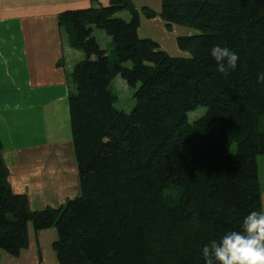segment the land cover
I'll list each match as a JSON object with an SVG mask.
<instances>
[{"label": "trees", "instance_id": "16d2710c", "mask_svg": "<svg viewBox=\"0 0 264 264\" xmlns=\"http://www.w3.org/2000/svg\"><path fill=\"white\" fill-rule=\"evenodd\" d=\"M143 9L168 27H189L177 37L188 54L142 37L133 0L59 14L85 54L69 81L82 192L59 207L32 209L12 189L0 137L3 250L18 255L31 223L57 228L61 264H205V244L241 231L244 218L262 210L264 0H162L160 11ZM123 10L129 20L118 15ZM96 29L111 37V52ZM214 45L239 55L226 76L210 55ZM117 75L135 89L130 111L117 105ZM202 107L191 122L189 113Z\"/></svg>", "mask_w": 264, "mask_h": 264}, {"label": "crops", "instance_id": "0c3cea01", "mask_svg": "<svg viewBox=\"0 0 264 264\" xmlns=\"http://www.w3.org/2000/svg\"><path fill=\"white\" fill-rule=\"evenodd\" d=\"M109 2L0 0L2 155L12 189L25 193L32 209L59 207L82 192L69 81L85 54L72 46L68 32L60 26L59 14ZM124 12L118 15L125 18ZM95 34L104 33L96 29ZM258 168L264 209V154L258 157ZM57 238L56 227L38 230L30 223L27 246L18 255L0 248V264H61L54 249Z\"/></svg>", "mask_w": 264, "mask_h": 264}, {"label": "clouds", "instance_id": "9594fccd", "mask_svg": "<svg viewBox=\"0 0 264 264\" xmlns=\"http://www.w3.org/2000/svg\"><path fill=\"white\" fill-rule=\"evenodd\" d=\"M210 55L222 75L235 70L239 55L226 46L214 45ZM264 82V72L257 76ZM205 264H264V209L251 211L243 220L241 231H229L219 241L203 246Z\"/></svg>", "mask_w": 264, "mask_h": 264}, {"label": "rangeland", "instance_id": "374dc122", "mask_svg": "<svg viewBox=\"0 0 264 264\" xmlns=\"http://www.w3.org/2000/svg\"><path fill=\"white\" fill-rule=\"evenodd\" d=\"M136 6L140 9L141 14V23L139 27L140 35H147L150 38L157 40L162 49L168 51L172 55H182L188 54L187 51L181 50L178 46L177 37L179 35H186L187 32L191 31L189 27L183 25H174L172 27H168L166 25L165 20L161 16H155L153 18H148L145 16L143 7L148 5L152 9L156 11H160L162 8V0H133ZM142 8V11H141ZM126 19L129 20L131 18L130 12L125 10ZM128 13V14H127ZM193 30V29H192ZM103 35L98 37V40L102 47L110 49V52L113 48V43L111 37L104 31ZM126 65L131 66L132 63H126ZM113 88L119 95V102L117 103L118 107L124 109L126 111H130L135 103V99L133 98V93L135 89L130 87L126 80H124L121 75H117L113 80ZM205 108H199L196 111H192L189 113L190 121L193 122L203 113H205ZM76 197V196H74ZM72 197V198H74Z\"/></svg>", "mask_w": 264, "mask_h": 264}]
</instances>
